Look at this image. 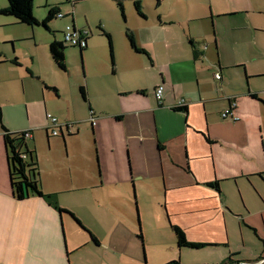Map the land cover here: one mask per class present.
I'll use <instances>...</instances> for the list:
<instances>
[{
    "label": "crops",
    "instance_id": "crops-1",
    "mask_svg": "<svg viewBox=\"0 0 264 264\" xmlns=\"http://www.w3.org/2000/svg\"><path fill=\"white\" fill-rule=\"evenodd\" d=\"M131 1H139L143 12L142 0ZM240 14L244 13L220 14L218 19ZM143 19L147 17L144 15ZM16 23L5 21L0 25L9 27ZM155 23L159 26L155 28L173 25L161 17ZM71 25L75 26L73 17ZM212 29L213 23L211 32ZM234 30L236 28L231 32ZM131 34L137 47L146 54L133 50L127 38L131 52L148 57L152 66L120 65L123 57L117 55L115 70L109 71L111 77L117 76L118 80L109 87L99 86L97 100L92 94L95 75L110 77V72L104 69L91 74L88 65L87 82L84 75L85 85H81L86 87L87 101L69 102L62 120L55 117L61 125H67L61 130L64 137L56 142L65 145L66 134L71 147V140L83 133L74 126L88 124L99 166V173L97 177L92 176L89 189L135 185L140 187L143 196L147 194L149 182L161 185V208L172 233L174 225L185 232L189 242L207 245L205 248H227L231 257L232 254L240 256L237 262L242 264H251L249 260L255 257L244 256L242 246H254L261 254L252 264L261 263L264 261V88H258L251 80L264 75L247 72V60L241 58L238 51L229 50L224 40H219L223 42L221 58H216L209 50L207 32L203 40H195L190 32L175 39L168 35V42L166 40L160 50L156 48V36ZM234 38L227 40L233 48L237 46ZM19 40V36H12L4 42L15 44ZM88 47L89 44L81 56L79 52L81 61ZM214 47L217 53L216 39ZM15 59L18 64L13 63ZM109 61L111 65V59ZM105 62L108 64V58ZM40 65L34 51L23 58L19 53L0 50L3 124L10 132H31L27 144L36 153L38 132L44 131L47 141L58 138L47 132L50 114L42 113L47 96L54 94L61 99L59 86L46 78ZM49 68L57 73L65 72L55 65L51 56ZM216 74H221L220 81L216 80ZM34 82H42L41 99L13 103L14 87L21 86L25 92L27 84ZM158 87L164 88L161 103L155 95ZM180 100L186 102L184 108H178ZM231 101L236 102L234 113L239 118L236 122L222 118ZM3 135L0 124V248H12L15 256L1 260L0 264H69L70 254L84 246L107 248L97 232L87 226L98 241L94 244L70 216H61L44 199L32 196L17 201L13 198ZM39 167L41 173L40 163ZM59 181L63 185L59 190L44 191L42 186V191L45 194L58 191L61 195L75 191L73 179L59 177ZM57 201L63 209L75 213L82 220L83 223L79 220L82 226L85 224L73 208L62 206L58 198ZM63 228L70 230L66 231V236L71 253ZM233 228L241 236L237 246L231 238ZM174 240L177 245L175 235Z\"/></svg>",
    "mask_w": 264,
    "mask_h": 264
},
{
    "label": "rangeland",
    "instance_id": "rangeland-1",
    "mask_svg": "<svg viewBox=\"0 0 264 264\" xmlns=\"http://www.w3.org/2000/svg\"><path fill=\"white\" fill-rule=\"evenodd\" d=\"M121 1L125 17L117 0H35L34 16L40 22L39 26L29 27L17 23L9 27L0 25V50L12 54L19 53L23 58L28 52L34 51L46 78L60 88L61 99H57L52 93L54 96L49 94L43 114H50L61 121L67 113L69 102L82 101L79 86L85 85V80L87 82L88 65L91 74L104 69L108 73L111 71L109 42L102 36L100 28L112 34L115 57L117 55L123 57L120 65L129 64L137 68H144L145 65L152 66L148 57L131 52L132 49L126 37L128 30L133 34L140 32L142 35L156 36L154 40L158 50L163 49L166 40L168 42V35L175 39L177 36L190 32L195 40L196 38L203 40L204 33L207 32L209 50L216 58L218 56L219 59L221 58L220 48L223 42L220 43L219 40H224L229 50L238 51L241 58L247 60L248 65L245 64L247 72H260L264 75V0H142L143 13L147 20L138 16L131 0ZM4 5H7V0H0V6ZM50 6L60 7L62 14L67 17L54 19L48 23L47 29L42 22L47 17ZM237 11L244 14L218 19L220 14ZM71 14L76 29L89 31L88 52L86 51L87 55H85L86 52L83 53V61H81L77 48L65 46V72L57 73L49 68V45L54 40L63 42L62 33L68 25L72 24ZM211 16L213 19L208 20L207 18ZM160 17L164 22L173 23V25L155 28L159 27L155 25V22ZM5 21L15 22L13 18L0 16V24ZM212 23L214 30L212 29L211 32ZM233 28L236 30L231 32ZM214 32L218 46L217 53L214 47ZM12 36H19L21 40L15 44L4 42L6 38ZM233 36L235 37L233 42L237 44L234 48L227 41ZM105 58L106 61L108 58V64ZM84 75L85 80H83ZM111 75V72L110 77L95 75L93 80L95 94L93 91L92 94L93 97H97V100L99 86L109 87L113 81L118 80L117 76L111 77ZM42 82L27 84L25 92L21 86L14 87L15 91L11 96L13 103L21 104L41 99ZM251 82L256 83L260 89L264 88V77ZM85 125H87L86 128H84ZM74 128H78L83 133L81 137L71 140V147L67 143L66 134L64 145L56 142L62 138L61 136L47 141L44 131L37 133V157L41 166L42 186L44 191L59 190L63 187L59 177L73 179L75 191L63 195L56 191L53 194L57 195L62 206L73 208L85 222L86 225L83 226L91 233L87 226L97 232L108 247L94 249L83 245L82 249L70 254L69 264H168L178 260L181 264H224L229 258L235 262L239 260L240 256L232 254L231 257L227 248L179 251L174 234L166 224L167 217L164 216L161 208L163 204L161 185L156 186L154 182H149L146 188L147 194L143 196L140 194V187L136 188L135 185L89 189L92 188L89 185L92 176L97 177L99 173L94 139L91 137L92 132L88 124L74 126ZM107 193H111V196H107ZM75 217L82 222L80 218ZM63 231L67 243L66 231L70 232V230L65 231L63 228ZM138 231L142 233L143 241L139 239ZM231 238L237 246L241 236L236 228L231 229ZM88 240L91 241V238L88 237ZM67 247L71 253L68 243ZM242 252L246 257L255 256L249 260L251 264L261 254L258 248L248 244L242 246ZM14 256L15 251L12 248H0V261H7Z\"/></svg>",
    "mask_w": 264,
    "mask_h": 264
},
{
    "label": "trees",
    "instance_id": "trees-1",
    "mask_svg": "<svg viewBox=\"0 0 264 264\" xmlns=\"http://www.w3.org/2000/svg\"><path fill=\"white\" fill-rule=\"evenodd\" d=\"M34 1L35 0H7V6L5 8L0 9V16H5L9 18H13L18 24L25 25L29 27H36L40 25V22L34 16ZM118 6L122 11L124 16V6L121 0H117ZM134 9L137 12L138 16L144 18V14L142 12L141 3L139 1H135L133 3ZM62 14L60 7L58 6H50L47 17L42 22L43 26L47 28L48 23L53 21L54 19H60L58 15ZM69 16V15H68ZM64 16L62 19L66 18ZM71 17L73 15L71 14ZM48 29V28H47ZM102 36L106 37L109 42V50H110V59L111 66L114 72L115 70V56L113 50V40L110 33L106 32L103 28H100ZM127 38L130 42V45L133 50L138 53H145L143 50L139 49L136 45L134 37L131 33H127ZM86 49V48H85ZM85 49H82L83 52ZM65 45L62 42L53 41L49 46L50 56L55 63V65L65 71V57H64ZM146 54V53H145ZM14 64H18L17 60L13 61ZM47 88V86H46ZM56 93L57 90L53 89ZM80 95L83 100L87 101V91L85 86H81L79 88ZM256 98L255 95H253ZM0 124L1 128L4 132V146L7 155L8 162V174L10 179L12 196L17 201H25L32 196H36L44 199L49 206L54 208L58 213L62 215L70 216L74 222L80 226L85 232H87L94 244H98L97 239L94 237L92 233L86 230L81 222L75 217V215L59 206L57 201V195L54 194H45L42 191L41 185V173L38 162V157L36 151L31 150L27 144V136L31 134V132H10L3 124V114H2V106L0 104ZM171 229L176 237L177 245L179 249H203L207 245L192 243L189 242L186 238L185 232L177 226L172 225ZM138 237L141 241H143V235L140 231H138ZM168 264H181V262L173 261ZM224 264H242L239 262H235L231 258Z\"/></svg>",
    "mask_w": 264,
    "mask_h": 264
},
{
    "label": "built area",
    "instance_id": "built-area-1",
    "mask_svg": "<svg viewBox=\"0 0 264 264\" xmlns=\"http://www.w3.org/2000/svg\"><path fill=\"white\" fill-rule=\"evenodd\" d=\"M60 19L64 17L63 14L58 15ZM89 31L86 30H79L76 29L75 26L68 25L65 31L63 32V44L67 47H73L78 48L80 50L87 48V41H88ZM216 80L220 81L222 79L221 74L215 75ZM164 93L163 87H158L156 89V98L161 103L162 97ZM186 106V102L184 100H180L178 103V108H184ZM236 109V102L231 101L230 102V108L222 114V118L224 120H231V121H238L239 118L235 115L234 111ZM49 125L47 127V132L52 137H59L61 135V130L63 127L67 125H61L58 120L53 117L52 115H48ZM31 135L28 134L27 138H29Z\"/></svg>",
    "mask_w": 264,
    "mask_h": 264
},
{
    "label": "water",
    "instance_id": "water-1",
    "mask_svg": "<svg viewBox=\"0 0 264 264\" xmlns=\"http://www.w3.org/2000/svg\"><path fill=\"white\" fill-rule=\"evenodd\" d=\"M79 50V52H80V56L82 55V52H81V50L80 49H78ZM81 59H82V57H81ZM62 138L64 137L63 136V134L62 135H60Z\"/></svg>",
    "mask_w": 264,
    "mask_h": 264
},
{
    "label": "flooded vegetation",
    "instance_id": "flooded-vegetation-1",
    "mask_svg": "<svg viewBox=\"0 0 264 264\" xmlns=\"http://www.w3.org/2000/svg\"><path fill=\"white\" fill-rule=\"evenodd\" d=\"M88 40H89V36H88ZM87 46H88V41H87ZM258 264H264V261H262L261 263H258Z\"/></svg>",
    "mask_w": 264,
    "mask_h": 264
}]
</instances>
